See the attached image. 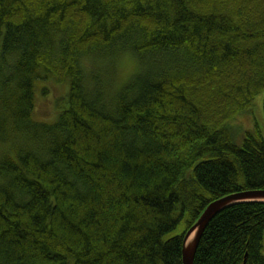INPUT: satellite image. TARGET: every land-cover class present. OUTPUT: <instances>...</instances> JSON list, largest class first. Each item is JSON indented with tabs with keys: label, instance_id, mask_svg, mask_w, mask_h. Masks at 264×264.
Instances as JSON below:
<instances>
[{
	"label": "trees",
	"instance_id": "obj_1",
	"mask_svg": "<svg viewBox=\"0 0 264 264\" xmlns=\"http://www.w3.org/2000/svg\"><path fill=\"white\" fill-rule=\"evenodd\" d=\"M263 88L264 0H0V264H181L211 201L264 190L261 135L227 124ZM193 264H264V202L217 214Z\"/></svg>",
	"mask_w": 264,
	"mask_h": 264
},
{
	"label": "rangeland",
	"instance_id": "obj_2",
	"mask_svg": "<svg viewBox=\"0 0 264 264\" xmlns=\"http://www.w3.org/2000/svg\"><path fill=\"white\" fill-rule=\"evenodd\" d=\"M247 2H241L239 5L247 4ZM249 28V30H253L251 23ZM136 70V61L129 54L123 55L116 64L117 82H125ZM59 77L38 81L34 86L35 99L33 116L38 121L51 122L58 113L56 107L57 100L61 99L62 95H65L68 89L67 84L63 81L61 82L62 79ZM263 99L264 88L254 97L246 110L236 111L228 119L227 124L231 128L232 139L236 144L241 143L246 133L256 134L258 132L264 141ZM181 229L179 228L177 233H180Z\"/></svg>",
	"mask_w": 264,
	"mask_h": 264
},
{
	"label": "water",
	"instance_id": "obj_3",
	"mask_svg": "<svg viewBox=\"0 0 264 264\" xmlns=\"http://www.w3.org/2000/svg\"><path fill=\"white\" fill-rule=\"evenodd\" d=\"M246 202H264V190L238 192L211 201L183 237L181 264H193L202 234L217 214L231 206Z\"/></svg>",
	"mask_w": 264,
	"mask_h": 264
}]
</instances>
